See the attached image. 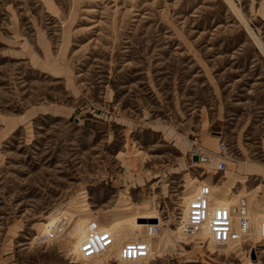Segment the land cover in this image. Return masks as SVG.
Wrapping results in <instances>:
<instances>
[{"label":"rangeland","instance_id":"obj_1","mask_svg":"<svg viewBox=\"0 0 264 264\" xmlns=\"http://www.w3.org/2000/svg\"><path fill=\"white\" fill-rule=\"evenodd\" d=\"M203 184L250 242L181 234ZM263 217L264 0H0V264H138L110 257L151 220L139 264H264ZM92 220L115 244L81 261Z\"/></svg>","mask_w":264,"mask_h":264},{"label":"built area","instance_id":"obj_2","mask_svg":"<svg viewBox=\"0 0 264 264\" xmlns=\"http://www.w3.org/2000/svg\"><path fill=\"white\" fill-rule=\"evenodd\" d=\"M190 155V162H192ZM217 165L210 166V159L204 157L202 162L207 165L209 171L223 172L226 170V160L229 158V149L224 142L218 144V151L215 153ZM200 158L198 157V161ZM209 166V167H208ZM206 171V169H205ZM209 186L201 185L198 191L189 201L188 215L186 221L182 218L178 221V228L184 237L202 236L205 242L211 243L218 249L227 248L231 245L245 244L250 242L251 225L246 216L245 205L234 206L232 212L224 207L212 209L209 207L212 197ZM181 217L183 215L181 214ZM159 220H151L145 224L142 239L124 242L118 249L116 257L110 258L115 262L126 261H146L151 256V241L158 237L162 231L163 224ZM261 238L257 242H264V217L262 218ZM56 236H40L36 240L38 243H47L56 240ZM114 239L107 230L100 228V224L95 220L86 224V236L79 245V258L82 260L93 259L100 254H107L114 247Z\"/></svg>","mask_w":264,"mask_h":264},{"label":"bare ground","instance_id":"obj_3","mask_svg":"<svg viewBox=\"0 0 264 264\" xmlns=\"http://www.w3.org/2000/svg\"><path fill=\"white\" fill-rule=\"evenodd\" d=\"M197 151H198V150H197ZM198 154H199V152H198ZM198 154H197V155H198ZM211 156H212V154H209L208 157H209L210 159H212ZM197 157H199V156H197ZM199 158H200V157H199ZM200 159H201V158H200ZM202 159H204V158H202ZM214 159L217 160V158H214ZM199 161H200V160H199ZM209 162H210V161H209ZM217 163H218V161H217ZM217 163H216V162H213V163L210 162V163H208V165H210V166H216ZM211 164H212V165H211ZM202 165H204L203 162H202ZM194 166H196V164H195ZM205 166L207 167V165H205ZM208 167H209V166H208ZM225 172H226V171H225ZM206 186H208V185H206ZM209 187H210V186H209ZM198 189H199V188H198ZM198 189H197V191H198ZM210 189H211V187H210ZM197 191H196V192H197ZM211 191H212V190H211ZM196 192H195V193H196ZM195 193H194V194H195ZM188 206H189V203H188ZM209 207H210V205H209ZM183 210H185V208L182 209V215H183ZM186 210H187V215H188V207H186ZM146 223H148V221H147ZM190 235H191V234H190ZM190 235H189V236H190ZM263 243H264V242H263ZM114 244H115V243H114ZM209 244H210V243H209ZM210 245H211L212 247L216 248V247L213 246L212 244H210ZM221 249H225V248H221ZM101 255H103V254H100V255H98V256H101ZM98 256H97V257H98ZM97 257H95V258H97ZM95 258H93V259H95ZM150 258H151V256H150ZM150 258H149V259H150ZM80 259H81V258H80ZM93 259H85V260H82V259H81V261H91V260H93ZM146 261H148V260H146ZM146 261H142V260H140V261H126V262H119V263H130V262H136V263L139 264V263H143V262H146ZM84 263H86V262H84Z\"/></svg>","mask_w":264,"mask_h":264},{"label":"water","instance_id":"obj_4","mask_svg":"<svg viewBox=\"0 0 264 264\" xmlns=\"http://www.w3.org/2000/svg\"><path fill=\"white\" fill-rule=\"evenodd\" d=\"M192 154H193V156H192V162L195 163V162L198 161V157H197L198 151L196 149H193L192 150Z\"/></svg>","mask_w":264,"mask_h":264}]
</instances>
